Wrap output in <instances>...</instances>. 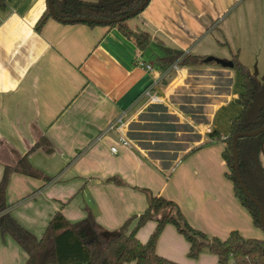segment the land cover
<instances>
[{"label":"crops","instance_id":"1","mask_svg":"<svg viewBox=\"0 0 264 264\" xmlns=\"http://www.w3.org/2000/svg\"><path fill=\"white\" fill-rule=\"evenodd\" d=\"M47 8L48 0H7L0 8V180L4 165H14L41 137L48 143L29 161L52 178L13 172L6 191L12 215L38 239L59 211L71 222L91 212L101 227L115 231L146 210L147 189L176 201L209 237L226 239L237 230L264 238L225 176V144L209 136L216 130L227 138L241 113L242 76L216 59L233 62L237 55L264 81V0H149L129 25L150 34L143 58L153 71L137 65L140 50L117 28L51 17L38 31ZM168 49L205 62L161 70L159 58ZM153 105L165 113L157 120L165 125L137 128ZM121 115L119 134L131 145H122L117 132L98 140ZM183 126L195 140L181 153L166 148L184 134L178 130ZM163 132L174 136L163 140ZM259 159L264 169V139ZM155 227L148 221L139 240L146 242ZM189 247L167 224L156 251L179 264L217 263L207 250L190 258ZM27 257L10 235H0V264H24Z\"/></svg>","mask_w":264,"mask_h":264},{"label":"trees","instance_id":"2","mask_svg":"<svg viewBox=\"0 0 264 264\" xmlns=\"http://www.w3.org/2000/svg\"><path fill=\"white\" fill-rule=\"evenodd\" d=\"M145 0H53L56 19L62 23H85L90 26L104 25L117 28L124 36L132 40L143 54L151 46L150 34L143 30H134L129 20L138 16ZM7 0H0V8H6ZM146 6V5H145ZM53 17L48 8L43 12L35 28L40 31L46 21ZM97 18L114 20L115 22H76L69 19ZM181 59V60H180ZM175 62L180 65H200L204 57L184 54L181 51L166 50L159 58L161 70L168 69ZM234 67L242 76V92L237 102L241 113L231 123L230 135L222 139L218 131L209 134L214 141L225 144L223 158L227 166L226 178L232 181L234 192L242 205L252 215L254 224L262 228L259 207L244 193L235 173L233 157V136L236 133L252 131L264 125V81L260 82L237 58L233 60ZM264 132L257 136L241 137L237 140L239 174L248 191L264 207V169L259 159L262 150ZM48 143L41 137L30 150L20 157L14 165H4V173L0 180V235H10L28 254L24 264H124L133 261L134 264H179L176 261L159 255L156 251L158 239L167 224H172L189 242L188 256L197 258L203 250L217 256L216 264H264V238L244 237L237 230L232 231L226 239L216 236L209 237L203 231L195 229L186 219L178 203L163 195H156L144 189L148 206L144 212L133 215L115 232L117 235L105 237L107 232L95 220L90 212L78 222H71L57 212L49 222L43 236L38 239L27 230L9 211L7 202V186L13 172L36 177L46 182L51 177L35 168L29 161L32 151L45 147ZM117 184H122L118 178H112ZM156 222V227L146 242L137 237L138 230L148 221ZM134 227L128 231L130 225Z\"/></svg>","mask_w":264,"mask_h":264},{"label":"water","instance_id":"3","mask_svg":"<svg viewBox=\"0 0 264 264\" xmlns=\"http://www.w3.org/2000/svg\"><path fill=\"white\" fill-rule=\"evenodd\" d=\"M148 1L149 0H145L144 3L141 5V7L137 11L133 12L131 15L135 14L140 9L144 8L145 5H147ZM48 6H49V9L51 11L52 16L53 17H56V14H55V11H54V3H53V0H48ZM126 18L127 17H121V18L114 19V20H106V19H97V18H85V17H82V18H78V19H69L68 21H76V22H87V21H91V22H98V23H107V22H115V21H119V20H124ZM216 61L219 62V63H221L222 65L234 67V63L231 62V61L226 62V61H221V60H218V59H216ZM262 132H264V125L261 128L256 129V130L244 131V132L236 133L233 136V145H232V148H233L234 167H235L236 176H237L238 181L240 182L241 187H242L244 193L246 194V196L259 207V210H260V217H259V219H260V222H261V225H262V229L264 230V207H263V205L261 204V202L259 200H257L254 196H252V194L248 191V189L246 188L245 184L242 181V178H241V176L239 174V166H238L239 158H238V148H237V140L239 138H241V137L257 136V135L261 134ZM115 235H117V232H115V231H107V232L104 233V236L105 237H110V236H115Z\"/></svg>","mask_w":264,"mask_h":264},{"label":"rangeland","instance_id":"4","mask_svg":"<svg viewBox=\"0 0 264 264\" xmlns=\"http://www.w3.org/2000/svg\"><path fill=\"white\" fill-rule=\"evenodd\" d=\"M181 60V59H180ZM241 86V84H240ZM237 105V104H236ZM155 109V111L157 113H159V115H155V112H153L152 110ZM161 108L159 107H155L154 105L152 107L149 108L148 110V113L147 114H144L142 117H141V120L143 121V123L145 124H142V122L137 126V128H148L151 130L154 129V126L155 125H162L164 126L165 124H162L160 122H157L158 118L161 117V116H164V112L160 111ZM155 120V122H154ZM144 125V126H143ZM136 127V126H135ZM179 132H184V134L182 136H180L179 138H175V142H167L166 143V148H170V150H175V149H178L179 148L182 150L180 151L179 153L181 152H184L188 149V144H189V141H193L195 140V137H197V135L193 134L192 133V130L189 128V127H185L183 126V128L181 129H178ZM139 134V133H137ZM160 136H158L159 138H162L163 140H170L171 138H173L172 136H174V134H168V133H162L160 134ZM147 138V137H146ZM151 138H155V136L153 134H151ZM148 139V138H147ZM178 139V141H177ZM173 140V139H172ZM162 145V144H161ZM164 145V144H163ZM160 146H158L159 148ZM165 148V147H164ZM177 153V152H176ZM157 156H159L157 154ZM157 156H155L157 158ZM4 173V172H3ZM10 179V178H9ZM258 234L259 235H262L264 237V230L261 228V229H258ZM77 263H80V262H77ZM83 264V263H81Z\"/></svg>","mask_w":264,"mask_h":264},{"label":"built area","instance_id":"5","mask_svg":"<svg viewBox=\"0 0 264 264\" xmlns=\"http://www.w3.org/2000/svg\"><path fill=\"white\" fill-rule=\"evenodd\" d=\"M136 63H137V65H139L140 67H142L148 71L154 70V67L151 64H149L147 61L144 60L142 51H140L138 53V55L136 57ZM172 67H173V69H178V63L177 62L174 63L172 65ZM123 124H124L123 115H121L112 124H110L104 131H102L100 133V135L97 137V139L98 140L103 139V137L110 132H117L119 134L120 128L122 127ZM118 141L124 146H130L131 145L130 141L121 133L118 136ZM111 151L114 153H117V151H118L117 146H112Z\"/></svg>","mask_w":264,"mask_h":264}]
</instances>
